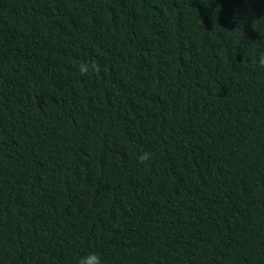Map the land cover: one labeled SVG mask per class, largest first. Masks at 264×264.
<instances>
[{
  "label": "trees",
  "instance_id": "16d2710c",
  "mask_svg": "<svg viewBox=\"0 0 264 264\" xmlns=\"http://www.w3.org/2000/svg\"><path fill=\"white\" fill-rule=\"evenodd\" d=\"M262 56L264 0H0V264H264Z\"/></svg>",
  "mask_w": 264,
  "mask_h": 264
},
{
  "label": "clouds",
  "instance_id": "9594fccd",
  "mask_svg": "<svg viewBox=\"0 0 264 264\" xmlns=\"http://www.w3.org/2000/svg\"><path fill=\"white\" fill-rule=\"evenodd\" d=\"M260 63L264 65V56H262ZM92 64L95 62H80L78 65V71L81 75H94L98 74L100 68H93ZM152 159V154L150 152H144L138 155V161L140 163H146ZM147 166V165H146ZM77 264H101V258L99 254L95 252H89L86 255L80 257L77 261Z\"/></svg>",
  "mask_w": 264,
  "mask_h": 264
}]
</instances>
